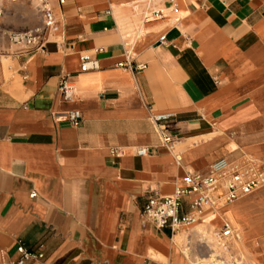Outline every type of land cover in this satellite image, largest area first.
Returning <instances> with one entry per match:
<instances>
[{"label":"crops","instance_id":"1","mask_svg":"<svg viewBox=\"0 0 264 264\" xmlns=\"http://www.w3.org/2000/svg\"><path fill=\"white\" fill-rule=\"evenodd\" d=\"M47 1L57 28L42 50L11 40L43 27L39 0L0 10V264H17L20 245L44 254L25 264H197L212 225L227 243L242 239L249 254L235 258L264 264V186L178 232L142 216L220 159L264 168V0H163L134 41L133 0ZM83 56L98 67L82 70ZM73 110L78 125L66 120ZM230 209L239 228L221 217ZM226 223L238 237H222ZM199 224L207 232L189 257L175 236Z\"/></svg>","mask_w":264,"mask_h":264},{"label":"built area","instance_id":"2","mask_svg":"<svg viewBox=\"0 0 264 264\" xmlns=\"http://www.w3.org/2000/svg\"><path fill=\"white\" fill-rule=\"evenodd\" d=\"M175 1V0H170ZM64 2V0H60ZM38 9L42 14L43 27L24 32L12 34L11 40L15 44L32 50H42L44 48L45 32L54 31L57 28L56 18L47 0H39ZM153 15L163 17L162 11H155ZM164 40V37H162ZM120 67H132L135 70H144L146 64L132 65L126 60L119 63ZM97 63L91 61L88 56L82 57V70L97 68ZM60 91L65 100H70L75 92V87L68 81L67 77L62 78ZM167 115L155 117L156 122L167 119ZM66 120L74 125H78L82 120L81 112L73 110L68 112ZM159 134L162 142L170 149L174 146V137L171 136L162 126H159ZM147 148H138V155L148 154ZM264 182V168L254 159H245L243 164H237L226 159L214 162L208 173H188L181 184L176 188L174 194L163 197H154L145 205L142 216L146 221L151 222L157 228H170L172 232L192 224L196 216L204 212L207 207L216 208L218 201L225 204L232 202L241 195L250 194ZM188 200L191 213L183 214L182 205ZM223 238L238 237V232L230 224L226 223L222 231ZM20 258L17 264H25L28 260L42 259V252H32L23 245L18 247ZM238 264H245L240 259Z\"/></svg>","mask_w":264,"mask_h":264},{"label":"bare ground","instance_id":"3","mask_svg":"<svg viewBox=\"0 0 264 264\" xmlns=\"http://www.w3.org/2000/svg\"><path fill=\"white\" fill-rule=\"evenodd\" d=\"M163 0H133L132 3L129 4V6H132L131 8H133L135 11V24H134V27L137 29V32L135 33V36L132 38L133 41L135 40L136 38V35L138 34H143L145 32V29L143 27V21H142V13L144 14H149L150 12L148 11V9H153V8H158V5H160L162 3ZM2 4H1V1H0V8H1ZM1 14V12H0ZM148 26V25H147ZM151 26V25H150ZM160 29V28H159ZM129 30L132 31L133 30V25H131L129 27ZM128 31V32H130ZM131 34H133L131 32ZM248 159H252L250 157H248ZM257 161V160H256ZM260 163V162H259ZM264 185V182L261 183L259 187L263 186ZM256 190V189H255ZM239 197H242L239 196ZM238 197V198H239ZM237 198V199H238ZM235 199V200H237ZM235 200H233L232 202H230L229 204L233 203ZM229 204H225L223 201H218L217 203V206H216V210H219L218 208L221 206V205H229ZM206 209H209L211 211H213V207H207ZM203 213V212H202ZM214 217V216H213ZM211 218V217H210ZM212 219V218H211ZM232 219L235 220V222H237L236 218L234 217V215L232 214ZM200 221V220H198ZM206 221V220H205ZM201 222V221H200ZM207 222V221H206ZM194 223V222H193ZM199 223V222H197ZM207 225L205 224H199L195 227L194 229V232L192 233V237L191 236H188L187 238L189 239L188 241L191 240L190 243L191 244V247L192 249H194V247L197 246V244L200 245V243H198V240L196 241H193V239H196V238H201V236L203 235V233L206 231L207 229ZM212 228H214V226L212 225L211 226ZM178 232V231H177ZM183 237H186L185 234H182V235H176L175 236V241L179 244V245H183L182 244V239ZM173 238V237H172ZM219 239L221 241H224L226 242L227 240L226 239H222L220 238L219 236ZM203 240V239H202ZM200 240V241H202ZM213 240V237L211 236L209 239H206L205 242H207L206 244V250L209 251V255H207L205 258H202L201 260H199L197 262V264H238V262L240 261V259L238 257L234 258V261L232 262V258H231V254L229 251H227V249L225 248L224 245H222L221 243H216L214 240ZM199 241V242H200ZM204 243V242H203ZM189 245V242L186 244V245H183V251L190 257L189 255V248L187 249V246ZM174 246V245H173ZM178 246V245H177ZM240 243L237 242L236 244H234V247L235 248H238L240 247ZM176 248V247H175ZM175 250V249H174ZM204 253V252H203ZM249 254V253H248ZM204 255V254H203ZM245 255V254H244ZM182 258V257H181ZM184 258V257H183ZM250 258V257H249ZM200 259V258H198Z\"/></svg>","mask_w":264,"mask_h":264},{"label":"rangeland","instance_id":"4","mask_svg":"<svg viewBox=\"0 0 264 264\" xmlns=\"http://www.w3.org/2000/svg\"><path fill=\"white\" fill-rule=\"evenodd\" d=\"M1 1V4H2V6H1V8H0V10H2V8L4 7H6V2L7 1H9V2H13V1H15L16 2V0H0ZM1 16H3V14L1 15ZM1 18V17H0ZM133 40V39H132ZM264 186V185H263ZM263 186H261V187H263ZM260 187V188H261ZM257 189H259V188H257ZM256 189V190H257ZM255 191V190H254ZM242 196H244V195H242ZM240 198V197H239ZM238 198V199H239ZM237 199V200H238ZM236 201V200H235ZM206 211H209V214H212L213 212L211 211V210H209V209H205ZM205 215V211H204V213H203V215H199V216H204ZM221 217H224V218H227L232 224H233V226H235L236 228H239V223L238 222H235V220H233L232 219V212H231V209L230 210H228L227 212H225L224 214H222L221 215ZM213 229L214 228H212L211 227V232L208 234V233H206V234H204L205 232H207V230L203 233L205 236H206V238L205 239H209L211 236L213 237V240L216 242V243H221L222 245H224L225 246V248L227 249V251H229L230 252V254H231V258H232V262L234 261V258H235V256L233 255V251L232 250H237V251H239L241 254H245L244 256L246 257L247 255H248V253L249 252H247V251H245V247L243 246V243H242V239L240 238V240H235V241H231V243H227V242H224V241H221L219 238H218V235H217V233H215L214 231H213ZM204 235H202V236H204ZM202 236H201V238H200V240H202ZM188 236H186V237H183V239H182V244L183 245H186L188 242H189V245L187 246V249L189 248V251L190 250H193L192 249V247H191V244L192 243H190L191 242V240L190 241H188L189 239L187 238ZM200 241L199 240V238H196V239H193V241ZM212 240V241H213ZM237 242H239L240 243V247H238V248H235L234 247V244H236ZM229 246H231V248L229 247Z\"/></svg>","mask_w":264,"mask_h":264}]
</instances>
